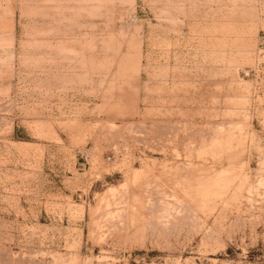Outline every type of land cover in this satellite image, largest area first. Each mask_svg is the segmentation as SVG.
Wrapping results in <instances>:
<instances>
[{"label":"rangeland","instance_id":"obj_1","mask_svg":"<svg viewBox=\"0 0 264 264\" xmlns=\"http://www.w3.org/2000/svg\"><path fill=\"white\" fill-rule=\"evenodd\" d=\"M0 264H264V0H0Z\"/></svg>","mask_w":264,"mask_h":264}]
</instances>
